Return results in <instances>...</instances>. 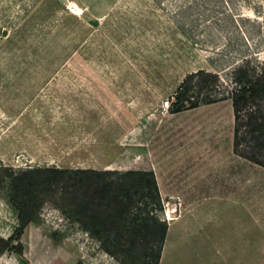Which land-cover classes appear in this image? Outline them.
I'll return each instance as SVG.
<instances>
[{"label":"rangeland","instance_id":"rangeland-1","mask_svg":"<svg viewBox=\"0 0 264 264\" xmlns=\"http://www.w3.org/2000/svg\"><path fill=\"white\" fill-rule=\"evenodd\" d=\"M260 63L264 0H0V174L70 171L0 264H121L66 215L75 170L154 174L136 199L168 227L160 264H264V169L233 153L231 102L167 107L189 74L229 90ZM9 195L6 240L20 226Z\"/></svg>","mask_w":264,"mask_h":264},{"label":"trees","instance_id":"trees-1","mask_svg":"<svg viewBox=\"0 0 264 264\" xmlns=\"http://www.w3.org/2000/svg\"><path fill=\"white\" fill-rule=\"evenodd\" d=\"M231 84L229 90L224 89L218 75L205 70L189 74L177 89L169 112L180 114L230 101L234 114L233 153L264 169V63L239 68ZM3 171L0 190L9 183V202L18 213L20 226L8 240L0 238V256L10 251L22 256L21 240L42 204L37 202L41 189L68 181L66 176L70 171L60 168L35 169L21 174L8 168ZM73 172L81 178L65 192L72 206L66 212L68 218L79 223L121 264H160L168 227L149 210L147 202L140 205L136 199L145 183L156 185L154 174L126 172L121 178L110 179L103 178L111 174L110 171ZM140 237L147 240L141 248L137 246Z\"/></svg>","mask_w":264,"mask_h":264},{"label":"bare ground","instance_id":"bare-ground-1","mask_svg":"<svg viewBox=\"0 0 264 264\" xmlns=\"http://www.w3.org/2000/svg\"><path fill=\"white\" fill-rule=\"evenodd\" d=\"M73 9H75L74 11H75V13H76V15H78V16H80V15H82L84 12H83V10L81 9V8H76V7H73ZM168 104H170L169 102H168ZM168 107V106H167ZM179 211H175V214L176 213H178Z\"/></svg>","mask_w":264,"mask_h":264},{"label":"crops","instance_id":"crops-1","mask_svg":"<svg viewBox=\"0 0 264 264\" xmlns=\"http://www.w3.org/2000/svg\"><path fill=\"white\" fill-rule=\"evenodd\" d=\"M175 207H176V208L179 210V206H178V205H177V206H175ZM175 207H174V208H175ZM177 209H176V210H177ZM180 212H181V211H179V213H180Z\"/></svg>","mask_w":264,"mask_h":264},{"label":"built area","instance_id":"built-area-1","mask_svg":"<svg viewBox=\"0 0 264 264\" xmlns=\"http://www.w3.org/2000/svg\"><path fill=\"white\" fill-rule=\"evenodd\" d=\"M167 106H168V108L170 107V104H168V102H167Z\"/></svg>","mask_w":264,"mask_h":264}]
</instances>
